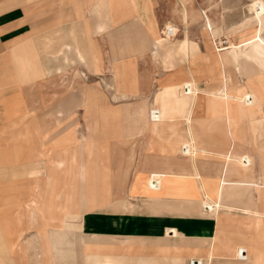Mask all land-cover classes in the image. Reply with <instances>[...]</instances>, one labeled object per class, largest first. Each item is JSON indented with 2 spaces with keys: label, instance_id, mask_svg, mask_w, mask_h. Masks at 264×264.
I'll list each match as a JSON object with an SVG mask.
<instances>
[{
  "label": "crops",
  "instance_id": "obj_1",
  "mask_svg": "<svg viewBox=\"0 0 264 264\" xmlns=\"http://www.w3.org/2000/svg\"><path fill=\"white\" fill-rule=\"evenodd\" d=\"M195 1L0 0V264H161L158 253L136 261L146 238L187 264H264V189L253 182L264 171V120L248 105L245 62L216 49ZM167 23L180 39L160 36ZM194 24L211 41L217 84L192 48ZM131 123L146 143L134 166L140 200L182 196L198 211L139 213L108 199L135 153L124 161L116 151L115 167L103 143ZM153 142L173 152L151 154ZM71 209L79 219L67 227ZM92 247L100 253L89 261ZM116 249L125 253L110 258Z\"/></svg>",
  "mask_w": 264,
  "mask_h": 264
},
{
  "label": "rangeland",
  "instance_id": "obj_2",
  "mask_svg": "<svg viewBox=\"0 0 264 264\" xmlns=\"http://www.w3.org/2000/svg\"><path fill=\"white\" fill-rule=\"evenodd\" d=\"M199 1V0H198ZM197 1H195V5H197L196 3ZM218 3H220V8L218 10H213V16L212 18L216 19V14L218 13L219 16L223 15L225 22L227 24L229 30H227V32L225 34H232L234 40L236 39L239 40V44H241L242 46H246L249 43H254V44H259V37L261 39L264 38V0H259L258 2L256 0H218ZM207 7V0H200L199 1V5H197V9L199 10L200 8H205ZM224 7V8H223ZM224 12V13H223ZM184 21L181 20V23L185 26V29H188L191 23H188L185 21V23H183ZM196 23V22H195ZM191 27H193L194 32H195V37H198V42L193 41L192 39V48L195 50L196 55H200L202 57V65L204 68V79L205 80H210L212 83H218V73H217V63L215 61V57L213 56V49H211V41L214 40L216 41V38L220 37L217 33L218 28H214L213 32L211 33V30L209 29V33H208V37L211 40H207V39H202V35L200 33L201 30V24H194L193 26L191 25ZM240 28L236 34L231 33V28ZM182 28V27H181ZM244 31V32H243ZM75 33V31H74ZM243 33H245V36L242 40H240V35H244ZM211 34V35H210ZM213 34V35H212ZM180 35V34H179ZM198 35V36H197ZM239 35V37H238ZM161 37H164L162 35V31H161ZM177 38L180 39V36H177ZM227 36L222 35L221 39H222V44L224 47H228V39H226ZM202 39V40H201ZM201 40V41H200ZM133 41V38H128V43L131 44ZM142 43L148 42V36H145L143 38V40H141ZM256 42V43H255ZM214 43V42H213ZM256 46V45H255ZM258 48V46H257ZM257 52V51H256ZM195 56V54H193ZM73 64L76 63V60L79 61L78 57L76 56L75 53H73ZM243 61L245 62V66L244 69L247 70L248 75H246V79H245V88L244 91L248 92V105L249 107L252 109L253 106H255V104H257L256 107H259L261 109H263L264 106V63L263 62H259L257 56L255 55L254 59L252 61H248L247 57L244 56ZM242 61V62H243ZM165 69V68H164ZM168 70V72H170L171 77L172 76H181V72L177 70H172V69H165ZM240 71V69H239ZM233 79H234V84L233 87H236L237 85V80H238V75L236 76L235 73L232 74ZM236 85V86H235ZM249 85L251 87L250 91L246 88ZM161 88V87H160ZM111 102L114 105V108L116 107V103L115 100L111 99ZM255 107V108H256ZM84 116V115H83ZM75 116L73 117L74 120ZM84 120V117H83ZM75 123L74 125L76 126V128L80 129L81 128V122H80V118L78 121L74 120ZM125 127H127V130L125 131ZM120 131L122 132L121 136L118 137H111L110 139L108 138L107 140H104V145L107 149V155H106V163L110 164L111 161V157L112 155H110V149L113 148V151H115L114 156L115 158L112 159L111 162H113V165L116 167V151H117V155L118 158H124V161L127 160V158H125L126 155L129 154V152L133 151L135 153L134 158L132 159V163L133 166L131 168V170L127 173V174H122V178L119 180H115L116 182V187H113L115 189L112 188H107V197L109 200L111 201H119L121 200L122 202L126 203L127 205H129L130 209H132L131 211H135L139 212V213H143L144 211H146L147 213H151V214H155V213H160V211H162V214H166V215H174L171 213H187L189 212H193L195 213L196 211H198V202H190V200H188L187 198H184L182 196L180 197H175V198H170V199H163L160 203L158 204H148L146 205V203H143L140 199L142 197V191L141 189L135 185V170L136 168H134V166L137 163H140L139 165V169L141 168V166H143L144 162H143V157H142V153H143V146H146V143H143L142 138H141V134L139 133V130L137 128V125L134 123H131V125L125 124L123 125V128L120 129ZM250 140V138H249ZM115 143H126L125 145H121V144H115ZM153 148L152 146L148 145V148L150 150V153L154 154V155H169L171 152H173V150L168 147V145L162 143V142H153ZM250 144V143H249ZM256 144V143H255ZM255 144L252 143L251 145H249L250 147L254 148ZM53 145H55V143H53ZM257 145V144H256ZM243 150V149H241ZM41 152V151H40ZM43 155L41 157L40 160H43V158L45 157V153L42 151ZM249 157H250V163L252 164L254 162V157L252 156L251 152H249ZM262 158V162L264 160L263 156H260ZM64 164H57L56 167L59 169L57 172H62L65 169ZM261 171L262 167H261ZM136 172L138 173V170H136ZM256 173L258 174V178H256L253 182H257V180L260 178V183L264 184V171L260 172L259 167H256ZM109 175V173H108ZM253 180V179H252ZM37 182V181H36ZM250 182H252L250 180ZM42 186V185H41ZM80 196V195H79ZM77 198L75 200L74 203V211L76 212V207H77ZM89 205V204H88ZM90 206V205H89ZM32 211V210H31ZM72 213H68L65 219V225L67 227H69L70 224H77L75 220L79 219V216L75 215V212L72 211ZM155 212V213H154ZM69 214H71L72 216H69ZM260 216L262 215L264 217V208L263 210L260 212L259 214ZM43 222V221H42ZM45 226H48V222L45 223ZM41 229V228H40ZM38 230V229H37ZM41 231V230H40ZM118 240H124V237H115ZM87 241L89 240L88 237L86 238ZM146 240H148L149 242L145 243V249L143 251H141V253L138 254L136 261H139L141 263V261L146 260L147 256H151L154 254L158 253V259H159V263L161 264H187V262H185V258L182 259L180 257L179 252H176L174 250H165L163 251L162 248H160V245L157 244H153L151 243L153 241V239L151 238H146ZM44 243V242H43ZM119 246L121 241L117 242ZM156 245V246H155ZM246 251V249H244ZM115 251V250H114ZM88 252H90L91 254L88 253L87 258L88 260H94V257H96L97 255H99L100 253V249L97 248H93L91 250L88 249ZM113 251H109V253H111ZM128 252V251H127ZM228 254H230V251H227ZM114 253V252H113ZM111 254L108 255L110 258H115L120 255L121 253H125L123 252V250L121 251V253L119 251H117L116 249V253L117 254ZM48 257L50 255L47 254ZM102 255V254H101ZM103 256V255H102Z\"/></svg>",
  "mask_w": 264,
  "mask_h": 264
},
{
  "label": "bare ground",
  "instance_id": "obj_3",
  "mask_svg": "<svg viewBox=\"0 0 264 264\" xmlns=\"http://www.w3.org/2000/svg\"><path fill=\"white\" fill-rule=\"evenodd\" d=\"M256 1L258 2L259 0H256ZM219 8H220V3H218V0H207L206 9L205 8L199 9L200 22L203 24L204 29L208 33H209V29L211 30V33H212L213 29L218 28V26H220V24H221L222 28L226 27V23H225V19H224L223 15L219 16L218 13H215L217 18L216 19L212 18V16H213L212 14L214 12L213 10H218ZM239 29H240L239 27L237 29L232 27L230 31L233 34L234 33L236 34V32ZM227 30H229V29L226 28V32H227ZM178 33H179L178 28L174 24L171 25L170 23H167L165 28L162 31V35L164 36L163 38L168 40V41H175L176 37L178 36ZM243 34L244 35H240V40H242L244 37H246L245 33H243ZM231 35L232 34H229V33L225 34V36H227L226 39H228V43H227L228 47H224L223 45H220L223 42L221 37L216 38V41L212 40V43L214 42L213 44L215 45V47L218 51H223V50H227V49L230 50L231 53H233L234 57L237 58L236 59L237 64H239L240 60L243 59L244 56L247 57L248 61H252L254 59L255 55L257 56L259 62L264 63V38L261 39L259 37V44L249 43L246 46H242L239 44V42H238L239 40H237V44H236V41L232 39ZM238 37H239V35H238ZM257 46H258V48H257ZM238 49H243L244 51H246L245 52L246 54H244V55H243V53L234 54V52L236 53L238 51ZM234 57H232V58H234ZM229 59H230V57H229ZM239 69L241 70L242 75H245V76L248 75L247 70L244 69V66L239 67ZM243 86H244V83H243ZM238 87H240V86H238ZM231 93H232V91H231ZM236 98L238 99V96ZM256 106H257V104H255V106H253V109H255L257 113L261 114L262 119L264 120V106H263V109H261L260 106L259 107H256ZM256 187L258 189H264V184L260 183V184L256 185ZM208 209H209L208 211H211L210 208H208Z\"/></svg>",
  "mask_w": 264,
  "mask_h": 264
},
{
  "label": "built area",
  "instance_id": "obj_4",
  "mask_svg": "<svg viewBox=\"0 0 264 264\" xmlns=\"http://www.w3.org/2000/svg\"><path fill=\"white\" fill-rule=\"evenodd\" d=\"M155 114H158L157 111H155ZM205 209H207V208H205ZM208 210H209V209H208ZM245 252H246L245 250H243V251L241 252V255H242V257H243V258H241V259H246V253H245ZM191 264H199V263L191 262Z\"/></svg>",
  "mask_w": 264,
  "mask_h": 264
}]
</instances>
